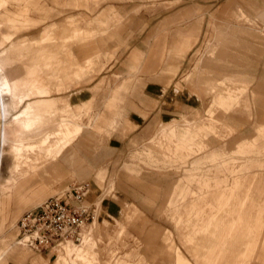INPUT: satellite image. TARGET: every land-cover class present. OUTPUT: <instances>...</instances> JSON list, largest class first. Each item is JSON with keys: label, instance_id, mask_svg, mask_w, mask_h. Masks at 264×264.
Returning <instances> with one entry per match:
<instances>
[{"label": "crops", "instance_id": "0c3cea01", "mask_svg": "<svg viewBox=\"0 0 264 264\" xmlns=\"http://www.w3.org/2000/svg\"><path fill=\"white\" fill-rule=\"evenodd\" d=\"M52 1L58 4V0ZM84 1L71 0V3L77 5ZM11 4V0H0V9ZM196 11L197 9L178 12L164 19L158 27L154 28L163 30L164 26L175 19L186 18ZM220 13L223 18L217 28L226 35L225 41L228 40L236 46L237 56L233 57L234 63L245 68V70L233 72L230 76H224L220 81L231 84L229 87L232 93L241 91L243 94L236 100L227 102L225 98L228 90H226V83H223V88L219 89L224 90L218 94L216 106V97L213 96L204 115L195 110L191 121L182 115V124L177 119L161 124L159 129L154 130L146 139L145 148L132 155L133 159L141 158L150 167L158 168L159 164L186 167L192 156L200 155L208 148L210 150L204 157L190 163V167L184 169L183 177L170 190L165 200L164 212L169 213L174 228L180 233L181 243L187 247L190 255V258L186 257L174 243L170 233L164 232L161 237V249L172 254L173 264H182L178 256L186 258L190 264H254V262L264 264V144H259V141L264 139V123L255 128L256 134L253 137L245 138L237 143L231 154L221 149H212L211 142L207 141L209 136L225 137L220 134L222 129L228 134L234 131L230 123L235 119L232 114L234 110L246 111L252 102L255 104L258 100L264 103L263 98L261 99L264 85L256 86L251 92L252 95L246 96L249 86V54L262 56L264 50L261 51L262 45L259 46V42L253 38L247 39L242 36L243 33H259L254 26L257 25L256 21L264 24V5L256 0H229ZM242 14L247 15L249 21H243ZM1 17L3 20L0 21V28L5 25L12 29V32L2 34L0 39V180L2 178L0 181V264H8L9 261L24 263L28 260L27 254L22 249H17L13 237L5 232L9 228L7 225L12 205L19 210L22 205L41 200L51 182L61 181L65 165L70 168L72 174L94 173L97 184L103 179V171L100 168L94 170L91 165H82L80 157L82 140L84 137H92V133L85 131L84 125L77 121L79 114L91 108L92 101H87L90 98L88 90L78 92V95L73 92L70 95V102L75 106H72L67 99H64L65 97H60L61 94L57 97L51 95L63 87L58 80L55 84L50 82L51 78L58 79L59 76L46 73V78H43L42 73L39 72H45V68L48 69L46 72L52 71L54 64H58L56 61L24 62V54L28 47L52 39L54 29L58 26L46 25L40 32L39 38L15 43L14 38L17 32L27 27L29 23L37 26L46 19L47 15L37 21L25 17L23 12L11 15L7 11ZM107 19L106 13H101L92 22L105 24ZM67 22L75 24L76 20L70 18ZM200 29L199 22L191 23L183 29L176 27L170 36L163 37L164 40L156 46L151 60L143 65H141L143 53L139 49L133 50L127 62L130 74L134 75L136 71L147 73L157 71L160 64L166 61L162 70L175 75L179 60L183 59L197 42ZM92 34L94 32L90 30L73 26L70 35L72 38H77ZM144 41L145 31L132 43L140 46ZM226 53L225 49L217 52L215 59L224 61L228 58ZM55 55L57 53L49 57L55 60L57 58ZM241 56L245 58L242 59ZM243 60L249 62L248 67L241 64ZM90 63L92 62L87 58L84 65H80V75L75 68L72 72L73 76L83 75ZM207 63L209 66L210 63ZM231 77L235 79L231 80ZM238 77L247 80H237ZM189 78L190 75H187L185 80ZM144 84L139 82L134 85V92L131 94L140 96V92L142 93V102L138 101V109L145 108L147 99L158 96L159 92L156 88L150 89L151 85ZM143 85L145 87L142 88ZM209 91L210 88L207 95ZM179 92L180 89L175 87L173 93L178 95ZM258 94L261 96L259 99ZM222 96L223 102L220 100ZM197 98L201 99L199 95ZM121 99V95L115 91L106 103L108 112L113 115L112 118H108L104 113H96L92 116L89 125L100 131L103 129L102 123L112 127L117 123L116 119H121L130 129L135 128L136 125L139 126L136 133L138 138L145 136L149 132L150 125L155 124L154 121L159 118L152 117L154 121L148 123V120L141 118L139 114L131 112L126 117V110L118 113L115 108L117 101ZM59 102L63 103L62 107L58 105ZM215 109L216 112L222 113L220 119L216 117L218 121L216 127L210 122L211 112ZM58 115L61 118L55 120L54 118ZM143 116L145 117V114ZM261 117H264V112L261 113ZM5 126H8L6 133ZM161 139L169 144V151L161 153L157 150L156 144ZM50 152L51 155H49ZM5 157H9L11 163L6 168L8 175L2 177V164ZM17 157L19 159L23 157L22 159L28 162L26 165H29L20 175L15 173ZM45 161L49 162L45 164ZM254 164L259 169L251 172L250 168ZM127 170L135 172L130 167ZM107 206L114 208L115 204ZM111 213L117 214L115 210ZM111 218L116 223H120L114 217ZM123 228L122 225L121 229ZM163 241L166 244H163ZM54 251L50 252V254L53 253L51 264H61L59 259L62 255L57 257ZM30 262L31 264H49L41 256L31 259Z\"/></svg>", "mask_w": 264, "mask_h": 264}, {"label": "rangeland", "instance_id": "374dc122", "mask_svg": "<svg viewBox=\"0 0 264 264\" xmlns=\"http://www.w3.org/2000/svg\"><path fill=\"white\" fill-rule=\"evenodd\" d=\"M11 1V5L0 9V21L3 20L1 15L7 11L11 15L23 12L25 17L37 21L47 15L46 19L37 26L29 23L27 27L17 32L14 38L15 43L39 38L40 32L46 25L56 24L58 26L54 29L52 39L28 47L29 49L24 54V62L56 61L58 64L53 63L52 71L46 72L48 69L45 68V72H39L42 73L43 78H46V73L59 76L58 79L51 78L50 82L55 84L58 80L63 87L51 95L57 97L61 94L60 97H65L64 99H67L72 106L75 105L70 102V95L73 92L78 95V92L88 90L90 98L87 101H92L91 108L79 114L77 121L84 125L85 131L92 133V137L85 138L82 135L84 139L80 157L82 165H91L94 170L102 169L103 179L101 181L103 182L102 186L98 185L94 173L72 174L70 168L65 165L61 181L51 182L41 200L22 205L19 210L12 205L7 225L9 228L5 232L13 237L17 249H22L27 254L28 260L24 263L9 261L8 264H31L30 260L39 256L46 259L49 264L53 262L51 251L34 252L18 244L17 223L23 214L37 208L48 198L65 195L74 183L83 182H88L91 187V191L84 199V204L96 208L94 219L96 222L93 226L89 227L90 224L86 226L82 245L74 246L68 243V248L74 249V252H81L83 248L89 246L85 241L89 235L87 242L89 239H94L97 244L91 257V264H173L172 254L161 249V237L166 232L170 233L174 243L183 254L190 258L187 247L181 243L179 231L174 228L169 218V213L164 212L165 200L170 190L183 177L184 169L190 167V163L208 154L209 148L200 155L192 156L186 167L184 165L170 167L161 164L157 165L158 168L150 167L141 158L133 159L132 155L145 148L146 139L154 130H158L161 124L170 122L172 119H177L182 124V115L191 121L195 110L204 115L213 96L216 97V106L217 96L224 90L219 89L223 88V83H226V90H228L225 98L227 102L236 100L243 94L241 91L232 93L229 87L231 84L220 81L224 76H230L237 70H245L234 63L233 57L237 56L236 46L228 40L225 41L226 35L217 28L223 18L220 12L229 0H85L77 5L71 3V0H58V4H54L52 0H26V3H24L25 0ZM256 1L264 5L262 0ZM35 3L37 4L33 6ZM41 8L44 9L41 10ZM193 9L197 11L186 18L175 19L164 26L163 30L154 28L158 27L164 19L178 12ZM101 13H106L108 16L106 23L92 22ZM70 18L76 20V23H68ZM241 19L249 21L245 14L241 15ZM195 22H199L201 26L198 40L185 57L179 60L175 75L162 70L166 61L160 64L157 71L151 73L136 71L134 75L130 74L127 62L133 50L139 49L143 53L144 58L141 64L143 65L151 60L156 46L164 40V36H170L176 27L183 29ZM256 23L254 27L259 31L258 34L243 33L242 36L259 42V46L263 47L262 51L264 50V24L260 21ZM73 26L85 28L94 34L72 38L70 34ZM143 31H145L144 43L140 46L132 43L138 35L143 34ZM9 32H12V29L5 25L2 26L0 39L2 34ZM223 49L226 50L228 58L224 61L215 59L217 52ZM54 51L57 53L55 60L49 57L51 54H56ZM87 58L92 63L79 77L80 65H84ZM248 60L250 61L249 86L246 96H251L256 86L264 85V53L262 56L250 53ZM207 62L210 63L209 66ZM241 64L248 67L249 62L243 60ZM75 68L79 75L73 76L72 72ZM19 71L22 73L20 69ZM187 75H190V78L186 81ZM234 79L231 77V80ZM240 79L247 80L237 78V80ZM139 82L145 83V86L149 84L150 89L156 88L159 91L158 96L147 99L146 107L141 109L137 108V104L138 101L142 102V93L140 92V96L131 95L134 92V85ZM144 85L142 88L145 87ZM175 87L180 89L178 95L173 93ZM209 88V95H207ZM115 91H118L122 97L119 102L117 101L115 108L118 113L126 110V117L131 112L136 113L148 120V123L154 121L152 117L159 118L154 121L155 124L150 125L149 132L145 136L138 138L136 133L139 126L136 125L135 128L130 129L121 119H116L117 123L112 127L107 123H102L103 129L100 131L89 125L92 116L96 113H104L108 118H112L113 115L108 112L106 103ZM262 92V97L259 94L257 97L264 100V91ZM197 95L201 99H198ZM220 100L223 102L224 97L222 96ZM58 105L62 107L63 103L59 102ZM263 112L264 103L259 100L255 104L252 102L246 111L234 110L232 114L235 119L230 122L234 131L228 134L222 129L220 134L225 137L209 136L207 141L211 142L212 149H221L231 154L237 143L245 138L250 139L256 134L255 128L264 123V117H261ZM221 114V111L216 112V109L211 112L210 122L214 124V127L218 124L216 117L220 119ZM60 118L58 115L54 119ZM7 129L8 126H5V133ZM36 136L38 137V134ZM259 144H264V139H261ZM156 148L161 153L170 150L169 144L162 139L157 142ZM48 162L45 161V164ZM10 163V158L5 157L2 164V177L8 175L6 168ZM128 167L133 168L135 172L128 171ZM257 169L259 168L254 164L250 171L256 172ZM108 204H115V207L108 208ZM113 209L116 215L111 213ZM111 217L120 223H116ZM122 225L124 229H121ZM163 244L166 242L163 241ZM63 249V247L55 249L57 257L63 255ZM254 264L258 263L254 262Z\"/></svg>", "mask_w": 264, "mask_h": 264}, {"label": "built area", "instance_id": "2783aa9c", "mask_svg": "<svg viewBox=\"0 0 264 264\" xmlns=\"http://www.w3.org/2000/svg\"><path fill=\"white\" fill-rule=\"evenodd\" d=\"M88 183H75L65 195L53 196L26 212L17 223L18 243L34 252H49L59 244L79 243L83 230L95 219L96 208L84 204Z\"/></svg>", "mask_w": 264, "mask_h": 264}, {"label": "bare ground", "instance_id": "6f19581e", "mask_svg": "<svg viewBox=\"0 0 264 264\" xmlns=\"http://www.w3.org/2000/svg\"><path fill=\"white\" fill-rule=\"evenodd\" d=\"M30 149V148H29ZM33 149V148H32ZM35 149V148H34ZM31 150V149H30ZM36 151V150H35ZM48 153V152H47ZM21 155H23V154H20V156ZM48 155V154H47ZM49 155H51V152H50V154ZM23 157H24V155H23ZM23 157H21L20 159L18 158V163H16L17 165H16V168H15V173L17 174V175H20L21 174V172L24 170V168H28L29 167V165H26V163H28V162H26V161H24L22 158ZM103 182V180L101 181V182H99V184L98 185H100V186H102L101 185V183ZM83 183H88V182H83ZM80 184H82V183H80ZM89 184V183H88ZM95 220H94V222L93 223H91L90 225H89V227L90 226H93L94 224H95ZM86 229V228H85ZM84 229V230H85ZM124 229V228H123ZM84 230H83V232H82V235H81V240H80V242L79 243H74V242H71V241H66V242H63V243H61V244H59L58 246H56L53 250H55V249H57V248H60V247H63L64 249H63V255H62V257L59 259L60 261H61V264H91L92 262H91V257H92V254H93V252L95 251V247L97 246V244H96V242H95V240L94 239H89V241L87 242V240H88V237H89V235H88V237H87V240H85L86 241V243H87V245H89V246H87V247H85V248H83L82 249V251L81 252H74L73 250L74 249H72V248H68V246H69V244L68 243H70V244H72V245H74V246H80V245H82V243H83V241H84ZM201 235V234H200ZM86 236V235H85ZM86 238V237H85ZM85 243V242H84ZM17 244V243H16ZM19 244V243H18ZM20 245V244H19ZM25 248V247H24ZM52 250V251H53ZM77 251V250H76ZM178 260L179 261H181L182 262V264H190L187 260H186V258H184V257H181V256H178Z\"/></svg>", "mask_w": 264, "mask_h": 264}]
</instances>
